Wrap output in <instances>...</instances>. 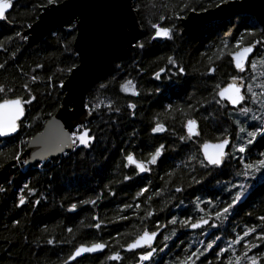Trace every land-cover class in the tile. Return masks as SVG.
Returning a JSON list of instances; mask_svg holds the SVG:
<instances>
[{
    "label": "trees",
    "instance_id": "1",
    "mask_svg": "<svg viewBox=\"0 0 264 264\" xmlns=\"http://www.w3.org/2000/svg\"><path fill=\"white\" fill-rule=\"evenodd\" d=\"M185 3L195 11H181ZM41 5L47 6V0H13L12 10L5 21H0V85L6 92L12 89L7 92L9 97L29 98L28 90L35 97L31 104L24 105L25 117L18 134L0 142V165L18 159L28 139L39 133L58 110L64 95L61 86L69 69L78 64L73 50L75 29L69 23L31 47L21 38L37 20ZM132 5L141 36L122 58L110 63L85 93V107L92 118L78 130L87 128L94 137L89 146L77 142L70 152L42 166L15 165L0 177V188L4 189L0 192V264H66L76 246L92 242L105 243L106 251L74 264H136L140 251L125 253L122 245L141 230L153 231L159 225L166 229L157 241V252L142 264H178L197 249L203 251L209 240L217 237L213 248L196 264H227L229 259L237 264V256L239 264H248L242 253L258 256L264 252V239L260 238L264 236V220L260 219L264 217V170L253 171L247 177L237 174L244 171L240 155L245 162L256 161L259 152L264 151V139L258 135L255 146H249L251 150L244 154L233 152L230 146L227 153L231 155L219 168L203 167L199 151L205 140L217 141L224 136L231 138V145L243 143L247 131L254 130L252 125L260 123L259 119L247 118L264 112L259 103H252L249 94L240 107L233 109L224 101L217 104L219 97L213 99V89L217 83L227 84L231 76L240 77L243 93H247L249 83L254 92L264 83V69L260 71L257 64L253 70L251 58L244 72L235 68L230 55L216 59L224 48L223 42L228 44L225 53L234 51L233 45L243 36L244 44L261 41L253 54L260 61L264 57L261 27L252 16L235 13L232 20L205 21L192 34L183 35L181 19L169 17L211 10L221 5L220 0H132ZM161 16L165 19L161 20ZM153 23L172 28V38H153ZM17 32L21 36H16ZM169 57L174 64L169 63ZM209 67L215 71L210 73ZM161 68L165 71L157 78L155 73ZM33 76L39 79L33 82ZM127 80L134 82L137 95L121 90ZM129 103L135 107L129 108ZM244 106L251 109L247 117L239 111ZM188 119L199 124V136L190 140L184 131ZM157 123L164 125L163 132L151 131ZM238 127H243L245 133L238 135ZM181 136L186 139L181 140ZM161 144L162 155L156 164L146 165L149 170L145 175L137 174L132 166L125 167L128 153L139 161L147 160L148 154ZM190 156L195 159L189 160ZM239 185H244L241 200L227 219L217 220L212 213L231 202ZM177 187L182 191L176 192ZM28 189L33 190L31 195ZM21 195L25 196L22 205ZM197 202L203 211L195 207ZM73 204L75 209H71ZM149 212L152 215H147ZM210 216L215 227L208 235L187 233V227L179 223L189 217L194 222ZM173 217L177 222L168 223ZM97 224L99 227H94ZM249 228L254 231L244 236ZM164 236L170 239L165 241ZM237 236L242 239L231 243ZM49 239L53 244L47 243ZM246 243L256 247L248 250ZM220 247L226 251L217 259ZM115 252L121 256L119 261L107 259ZM259 264H264V258Z\"/></svg>",
    "mask_w": 264,
    "mask_h": 264
},
{
    "label": "water",
    "instance_id": "2",
    "mask_svg": "<svg viewBox=\"0 0 264 264\" xmlns=\"http://www.w3.org/2000/svg\"><path fill=\"white\" fill-rule=\"evenodd\" d=\"M10 10L12 8L7 10L6 15ZM235 13L252 16L264 33V0H230L211 10L190 12L180 20L181 33L183 35L192 34L203 22L215 18H229L232 20V16ZM66 21L75 23L73 50L77 55L78 64L71 70L61 86V90L64 93L61 106L44 123L42 130L28 139L24 152L18 159L0 165V177L15 165H24L26 168L41 166L46 161L56 159L73 149L74 145L71 144L68 138L92 118V114L85 107L86 90L93 81L107 71L112 61L122 58L142 34L132 0H63L58 4L41 8L37 20L23 31V36L27 37L26 44L29 47L34 46L46 35L64 29L67 24ZM255 50L256 46L253 52L249 54V58L253 56ZM237 83L240 84L241 92L243 93L242 82L237 81ZM222 101L233 109L240 107L244 103L243 101L233 106L226 100ZM24 117L21 118L22 121ZM20 124L21 122L18 121V125ZM185 124L184 131L188 136L189 133ZM196 130L199 132L198 122ZM18 132L19 126L15 133L0 137V142L14 138ZM198 136L193 135L192 139ZM227 137L230 143L226 146V152L232 143L231 138ZM210 142L215 143L216 141ZM200 154L203 159L202 152ZM25 160L27 163H25ZM125 162L127 164L126 160ZM204 163L207 164V161H204ZM223 164L224 162L220 166H207L219 168ZM128 166L135 167L134 165ZM136 172L143 176L147 171L141 173L136 170ZM208 225H204L202 228ZM202 228L191 229L187 227L185 231L191 233ZM165 229V226L160 228L157 237L153 241V247L156 246L159 237ZM106 249L107 246L101 251L84 253L73 260L67 259L66 264H74L87 256L102 255ZM122 251L135 253L141 251V249L129 251L123 247ZM147 262L149 261L143 263Z\"/></svg>",
    "mask_w": 264,
    "mask_h": 264
},
{
    "label": "snow or ice",
    "instance_id": "3",
    "mask_svg": "<svg viewBox=\"0 0 264 264\" xmlns=\"http://www.w3.org/2000/svg\"><path fill=\"white\" fill-rule=\"evenodd\" d=\"M60 0H47V5H55L58 4ZM228 0H220L221 4L227 3ZM219 5H216L218 7ZM13 7V0H0V21L6 19V13L7 10ZM41 7H44V5H41ZM184 9H187L189 11H195V8H192L189 6L188 3H185L182 6L181 11ZM182 19L183 17L180 14H176L175 17H169V19ZM161 20H164L165 17L161 16ZM66 23H69V27L73 28L75 27V23L71 21H66ZM151 27L155 29L154 37H164L171 39L172 38V31L173 29L170 27H161L159 24L153 23L151 24ZM174 27V26H173ZM16 36H21L19 32L15 33ZM248 35H255V33L249 32ZM22 39H27L26 36L21 37ZM11 39V37H9ZM224 43V48L220 49L219 55L216 56V59H221L225 54L230 55L232 60L231 62H234L235 68L239 72H244L245 70V63L247 60H249V54L253 52L254 47L256 44L261 43V41H253L248 44H244V37L241 36L236 40L235 45H233L234 51H229L225 53L224 49L228 48L227 42ZM139 47H142V45H137ZM169 63L174 64V61L172 57L168 58ZM210 63L212 62V58H209ZM259 63L261 66H264V57L260 58ZM258 61L256 58L251 59V67L253 70L257 68ZM0 67H3V65H0ZM37 67H40V65H37ZM75 67V65L73 66ZM180 72H183V69H178ZM71 71V69H69ZM165 69L161 68L159 72L155 73V76L157 78L160 77V73L164 72ZM208 71L210 73L215 71V68L209 67ZM256 77L253 76V80ZM38 77L33 76L31 80L35 82ZM51 79V77H49ZM240 80V77L238 76H231L229 78V82L225 84L224 86H221L220 83L215 84L214 86V96L213 99L216 97H219L220 99L215 100L217 104H220L222 100H226L229 104L236 106L240 104L243 101H246L248 99V94L251 96L252 103H259L261 109H264V99H261V97H264V83H261L258 85V87L261 89L260 93H256L253 91L252 85L249 83L247 87V93L241 92V86L237 81ZM25 89H28V85H24ZM121 90L124 92H130L133 96L137 95L136 86L133 81L127 80L124 82V84H121ZM12 89H7V92H11ZM7 92L5 88L0 85V137L9 136L12 133H15L18 128V121L23 123L21 120L22 117L25 116V104H31L32 100L35 99L34 96H32L31 90H28L27 96L29 98H24L19 95L14 97H9L7 95ZM95 107H99V105H96ZM129 108H134L135 105L132 103L128 104ZM118 111V109H117ZM240 113L242 115H245L247 117V114L251 111L250 108H240ZM248 119L256 120L259 119V124H254L252 127L254 130L247 131L246 137L244 139L243 143L238 144H232L231 147L233 149V152L238 154H244L247 151H250L249 146H255L254 141L257 140L258 135L261 137V139H264V112H262L259 117L252 116L247 117ZM185 127L187 129V132L189 133L187 139H191L193 135L198 136L199 132L196 130L197 127V121L195 119H188L187 123L185 124ZM165 130L164 125L161 123H157L154 127H152L151 131L153 133L156 132H163ZM245 133V129L243 127H238L237 134L241 135ZM73 145H77V142L79 145H83L84 147L89 146V142L94 139L93 136L89 134V130L87 128H84L79 133H72V136L68 138ZM181 140H185L186 138L184 136L180 137ZM63 142V141H62ZM229 139L227 136H224L223 138H217V141L215 143L210 142L208 140H205L199 147V151L203 154V159L200 161L201 165L203 167H207V165L212 166H220L226 157H229L231 154L227 153L225 151L226 146L229 145ZM164 149V145L161 144L157 147H155L154 151L148 154L147 160H141L138 161L134 158L132 153H128L124 159L127 161L128 165H134V170H138L139 172L143 173L148 171L149 169L146 167V165H153L157 163L158 158L162 155V151ZM259 159H257L254 162H245L244 156L240 155V163L243 165V172L237 173L238 175H243L245 177L249 176L251 172H261V170H264V151L259 152ZM18 158V155L17 157ZM195 159L194 156H190L189 160ZM204 161H207V164H204ZM25 163L27 161L25 160ZM124 179H129L128 176H125ZM232 187H237V185H232ZM239 190H237L234 195H232L231 202L225 204L223 207H221L218 211H215L212 213V215L215 216L217 220L221 219H227L230 210L233 208L234 205L237 204L238 201L241 200L242 194L244 191V185H239ZM25 188H27V185H25ZM4 191L3 188H0V192ZM144 189H141V192H143ZM176 192L182 191L180 187H177L175 189ZM33 193L32 189H28V194L31 195ZM156 194H159L156 193ZM25 203V196L21 195L19 197V204L22 205ZM89 203H92V201H89ZM209 206L212 205L211 201H208ZM19 206V205H17ZM130 207V206H129ZM195 207L197 209H200V202H197L195 204ZM76 205H71V209H75ZM203 211V209H200ZM147 215H152V213H147ZM211 216L209 217V219ZM260 219L264 220V217H261ZM176 218L173 217L168 223L175 224ZM15 223V222H14ZM180 225L182 227H189L191 229H198L202 228L204 225L209 224L208 219H204L203 217H200L199 219L192 221V218L189 217L187 220H181ZM94 227H99V224L94 225ZM164 227V225H159L156 230L149 231L147 228L141 230L138 232L135 237L128 242L126 245H122V247H125L126 250H134V249H141L139 253L138 260L136 264H142V262L150 261L151 258L154 256V254L157 252V248L153 247V241L157 237V234L160 230V228ZM209 227H215L214 224L209 225ZM71 231V230H69ZM254 229L249 228L245 233L244 236H247L249 232H253ZM175 234V229H173V235ZM261 239H264V236L260 237ZM163 239L165 241L169 240V236H164ZM219 237H217L214 240H209L206 247L203 249V251H200L197 249L196 251L192 252L191 255L185 256L183 259H180L178 261V264H196V260L200 258V256H203L204 253L208 252L210 249L213 248V245L216 243V240H218ZM242 239V237L237 236L235 240H233L231 243H237ZM48 244H53V240L49 239L47 240ZM218 246V245H217ZM106 247V244L103 242H92L90 244H80L79 246L75 247V250L69 255L68 259L73 260L76 257H80L84 253H93L97 251H101ZM164 247H167V244L164 245ZM231 247V244L229 245V248ZM246 249L250 250L253 247H256V245L252 244H245ZM159 251L163 252L164 248H160ZM226 251L225 248L220 247L219 251L216 252V258L219 259L221 253H224ZM246 256L248 264H259V261L261 258H264V252L260 253L258 256H247V253H242ZM107 259L119 261L121 259V256L118 252L113 253L111 256L107 257ZM240 257H236V262L239 264ZM227 264H233L232 260L229 259Z\"/></svg>",
    "mask_w": 264,
    "mask_h": 264
},
{
    "label": "flooded vegetation",
    "instance_id": "4",
    "mask_svg": "<svg viewBox=\"0 0 264 264\" xmlns=\"http://www.w3.org/2000/svg\"><path fill=\"white\" fill-rule=\"evenodd\" d=\"M230 150V149H229ZM204 219H209V218H204ZM210 223H209V225H212V224H214L215 225V222H213V220H214V218L213 217H211L210 219ZM209 225L207 226V227H205V228H202V229H200L199 231H196L195 233H198V235H203L204 234V232L206 231V230H212L214 227H209ZM211 230H210V232H211ZM157 244V243H156ZM156 247V246H155Z\"/></svg>",
    "mask_w": 264,
    "mask_h": 264
},
{
    "label": "rangeland",
    "instance_id": "5",
    "mask_svg": "<svg viewBox=\"0 0 264 264\" xmlns=\"http://www.w3.org/2000/svg\"><path fill=\"white\" fill-rule=\"evenodd\" d=\"M230 1V0H229ZM73 22V21H72ZM73 29H75V27H73ZM253 57H254V55H253ZM253 57H251V59L253 58ZM256 60H257V58H256ZM258 61V60H257ZM258 65H259V67H260V71H262V69H264V66H261V64L259 63V61H258ZM260 73H262V72H260ZM257 91H255V92H258V93H260V91H261V89L260 88H258V89H256ZM260 90V91H259ZM250 95V94H249ZM261 99H263V97H261ZM245 107V106H244ZM246 108V107H245ZM75 133H79V130H77V132H75ZM43 165V164H42ZM41 165V166H42ZM211 230V229H210ZM210 230H206L205 232H204V234L203 235H208L209 233H210Z\"/></svg>",
    "mask_w": 264,
    "mask_h": 264
}]
</instances>
